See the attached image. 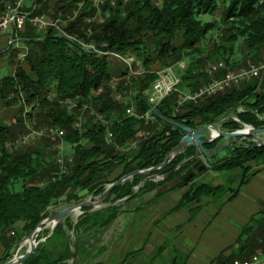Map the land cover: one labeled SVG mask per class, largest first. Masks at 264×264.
<instances>
[{
    "label": "trees",
    "instance_id": "1",
    "mask_svg": "<svg viewBox=\"0 0 264 264\" xmlns=\"http://www.w3.org/2000/svg\"><path fill=\"white\" fill-rule=\"evenodd\" d=\"M13 1L0 0V15L5 12L6 4ZM31 5L37 6L38 13L55 19L73 16L78 9L79 12L62 26L64 33L72 38L56 29L39 33L26 23L13 38L24 46L25 57L19 59L18 43L0 52V58L7 56L8 64L14 67L12 74L0 77V103L16 108L17 112L12 124L0 119V264L12 258L15 249L50 215L51 207L82 203L88 195H101L108 184L129 173L160 166L185 135L175 124L189 128L206 126L234 113L240 122H225L223 126L228 131L241 129L242 124L263 127L264 120L257 114L264 117V85L262 92L257 93V86L248 84L204 99L200 105L187 104L177 114H174L177 93H173L157 109L155 118L160 126L152 129L150 136L141 135L151 125L146 127L144 121L128 116V106L114 100L108 56L97 51L134 55L141 60L146 71L136 76L128 87L118 83L117 90L125 95L130 87L134 88L136 94L132 100L145 112L148 109L145 91L157 79L156 72L148 69L155 63L165 69L171 63L187 60L180 89L196 90L225 73L220 70L213 77L207 76L204 64L212 56L210 53L219 56V62H224L230 70L239 45L247 50L244 59L256 61L264 51V0H115L114 6L109 0L101 5L97 0H33ZM216 11L220 12L218 20L205 19ZM91 18L94 20L89 22ZM3 36L0 35V42ZM5 41L9 43V39ZM101 88L103 92L96 94ZM77 96L78 106L68 111L63 102ZM92 110L103 114L108 124L95 122ZM84 114L88 116L86 121ZM78 121L82 122L81 128H75ZM29 124L34 128L56 126L66 131L64 143L71 145L73 162L65 173L56 163L55 145L51 142L8 150L12 140L29 131ZM108 131L114 134L118 146L139 136L138 148L125 152L117 150L115 145L107 146L104 138ZM194 154L195 148L188 146L160 173L168 174ZM263 156L264 146H235L229 156L216 160L212 167L217 171L240 170L246 174L249 170L246 164ZM118 170L119 176L112 179ZM177 174L176 171L163 183ZM143 178L137 175L114 187L106 199L110 206L81 215L75 225L68 216L54 230H42L38 239L45 240L39 242L23 264H80L91 253L87 237L91 233L102 234L120 215L121 204L114 202L124 198L128 202L156 188L154 183L145 182L135 193L134 188ZM245 183L243 180L241 185ZM215 189L220 188L202 184L183 199L211 194ZM160 194L157 192L155 197ZM140 209L141 206L134 211ZM262 219L264 231V216ZM244 252L246 248L238 255ZM74 254L75 260L71 262ZM233 259L231 256L223 264Z\"/></svg>",
    "mask_w": 264,
    "mask_h": 264
},
{
    "label": "crops",
    "instance_id": "2",
    "mask_svg": "<svg viewBox=\"0 0 264 264\" xmlns=\"http://www.w3.org/2000/svg\"><path fill=\"white\" fill-rule=\"evenodd\" d=\"M245 181L234 190L216 189L190 200L183 199L192 191L188 184L161 192L155 203L141 206L147 219L128 223L132 234L124 238L127 249L118 264H223L261 250L264 165Z\"/></svg>",
    "mask_w": 264,
    "mask_h": 264
},
{
    "label": "rangeland",
    "instance_id": "3",
    "mask_svg": "<svg viewBox=\"0 0 264 264\" xmlns=\"http://www.w3.org/2000/svg\"><path fill=\"white\" fill-rule=\"evenodd\" d=\"M31 0H26L25 3H29ZM220 16V12L216 11V13L213 16H206L205 19L209 20V21H216L219 19ZM216 33V32H214ZM4 38L1 39L0 42V52L2 51L4 53L5 48L8 46H13L16 43H18L16 45V48L19 49V53H22V50H24V46H22L19 41H15L11 44H7V35L3 36ZM148 46L151 47V41L148 40ZM208 49L211 52L212 49V45L208 46ZM1 52V54H2ZM212 56L210 57L209 60H207L204 64V71L207 74L208 77H213V75L215 74L212 71V68L214 66V64L219 62L220 57L216 56L213 53H210ZM247 54V50L244 49V47L242 46H237L236 47V54L233 56L232 60L235 61V63H233L230 67L231 70H239L241 68H248L249 66H258L261 62H264V51L261 52L259 58H257V60L254 62L253 60H250L249 58H245L244 56ZM108 56V61L110 64V68H111V72L113 74V82H116L117 84L120 82H123L125 87H128L132 82L133 79L136 78V76L143 74L146 69L145 67L142 65L141 60H137V58L133 55V58L135 59V62L133 64V70L135 73H137L138 75H131L130 72L127 73L126 75L123 74V72L128 71L125 67V65L123 63L120 62V60H118L115 57ZM204 57H207V54L203 55ZM9 59L7 56L0 58V77H3L7 74H12L13 72V65H9L8 64ZM169 67H172L173 70L175 71V73L177 75H179L181 77L182 73L186 70L187 68V60H182L180 62H176V63H171L170 65H168ZM151 72H159L164 70V68H162L160 66L159 63H155L153 65H151L149 67V69ZM204 80V79H202ZM248 84H254L257 86L256 92L257 93H261L262 92V87L264 85V69H261L260 75L258 78H250L249 80H246L242 83H240L237 87L239 88H243L245 86H247ZM186 86V85H185ZM148 90L145 91L146 92ZM180 91L182 92H189V91H193V90H187V88L183 87L182 89H180ZM124 93H126L125 95H127V101H131L133 103L134 100H132L135 96V92H134V88L130 87L129 90L125 91ZM180 96L179 93H177V99L176 101L178 102ZM176 102V103H177ZM136 104V103H135ZM178 104V103H177ZM176 104V106H177ZM187 104H194V105H200V102L198 103H189V102H184L182 105H180V111L179 112H183V107ZM18 109V108H17ZM27 111H29V108L26 109ZM239 112L242 111V109L238 110ZM16 108H12V107H7L4 106L2 103H0V119L6 123V124H12L13 122H15V114H16ZM264 120V117L261 116ZM88 118L87 115L84 114L83 116V120L86 121ZM237 118L236 115L234 113L229 114V115H225L223 118L219 119L217 122H215L214 124H210V125H214L216 128H218L219 130L223 131V132H235L238 130H246L245 129V125L248 128H255L252 125H248V124H242V128L238 129V130H234V131H228L224 128L223 124L225 122H228L230 120L235 121L234 119ZM223 119V120H222ZM238 119V118H237ZM260 119V118H259ZM239 120V119H238ZM261 120V119H260ZM237 122V121H235ZM240 121H238L239 123ZM33 125V124H30ZM146 127L151 125L150 127L146 128L145 130H142L140 133L142 135H146L150 136L151 134L149 132H151L152 129L156 128L157 126L159 127L160 124L159 122L156 120V118H154L153 122L150 121L149 124H145ZM209 126V125H207ZM251 126V127H250ZM264 128V125L263 127ZM139 132V131H138ZM205 134H209V132H204ZM250 137V136H249ZM263 142H264V134H261L258 136ZM222 139V138H218L217 140ZM225 139H223L222 141H224ZM233 140V139H232ZM48 140H37L34 141L32 143H30L29 145L25 146H31L32 144H38L41 142H47ZM50 142V141H48ZM53 144V143H52ZM66 144V143H65ZM259 146V145H258ZM121 148L123 146H120ZM17 149H20V147H17ZM15 149V150H17ZM233 147H228V148H224L223 150H221L220 154L218 155V157L216 158V160H220L222 158H225L227 156H229L232 152ZM14 151V150H13ZM66 152H68V154H71V145H65V154ZM128 152V151H125ZM203 165L208 166V171L206 173H204L201 176H197L195 178V180L191 183L188 184L187 186L190 188V190H193L195 188H197L198 186L205 184L211 188H216L219 187L220 189H236L238 186L241 185V182L243 180H245V178L247 177V175L251 174L253 171H256L258 169L259 166H263L264 165V156L256 161H252L248 164H246V166L249 167L248 172L245 174L240 170H229V171H217L215 169H213V165L211 164H206L204 157L202 156V154H199V158H198ZM162 169L158 170L157 172H155L154 174H150L147 176H144L143 179H145V181L143 182V184L145 182H150V183H154L156 185V188L153 189L150 192H146L143 194L138 195L136 198L132 199L131 201L128 202H121L119 204H121V207L119 208L120 211V215L116 218V220L108 227L106 228L102 234H93L91 233L90 236L87 237V242H88V250L91 251L90 255L86 258H84L80 264H118L119 259L124 255L125 251H126V243H125V237L130 236L131 233V226H128V223L131 222L132 219H134L136 222H141L142 219H147L149 217V214L146 213H142V211L138 210L135 211V208L142 206L143 204H145L144 206H147L149 204H153L155 203L159 198V196H156L157 192H164L167 191L170 188L176 187L178 184L180 183L178 180H174L173 178L170 179L169 181L163 183V181L166 179L164 178L165 174L160 173ZM119 176V170L116 171L113 175H112V179L116 178ZM132 179V178H131ZM128 179V180H131ZM142 179V180H143ZM141 180V181H142ZM140 181V182H141ZM191 182V181H190ZM112 184V183H111ZM141 184V186L143 185ZM110 184L107 185V187ZM140 183L134 188V192L136 193L139 189H140ZM106 187V188H107ZM219 189V190H220ZM106 190V189H105ZM216 190V189H215ZM154 191V192H153ZM218 190H216L215 192H217ZM99 196V195H98ZM98 196H91L88 195L84 201L87 200H94L96 197ZM155 198V199H154ZM190 200V199H188ZM83 201V202H84ZM150 202V203H149ZM110 203H106V200L103 204V206L101 207V209H104L109 205ZM117 205V204H116ZM73 206V205H72ZM70 206H67L65 204H60V205H56L54 207H51L49 209L50 215L53 213H56L60 210H63L65 208H68ZM101 209H97V210H93L90 212H96L99 211ZM89 210V208H88ZM84 209L80 210V212H83ZM80 212H75L72 213L71 215H69V217L71 218V220L73 222H75L79 217L78 214ZM83 215V214H82ZM129 228V229H128ZM45 229H49L50 231H52L51 226H47ZM93 234V235H92ZM42 235V231L37 233L35 238L37 243L39 244L40 241H44L45 239H38V237H40ZM118 238V239H117ZM29 249V243L27 242V238L19 245L18 248L15 249L14 254L12 256V259H14L15 257H20L22 255H24L26 253V251ZM261 254L259 256L260 258V264H264V246L263 248H261V250H258L256 252H254V254L252 255H248L249 259L250 257H252L255 254ZM238 258H235L233 260H236ZM9 260V261H10ZM240 260H244V259H240ZM232 261V260H231ZM7 263V262H6ZM230 264V263H229Z\"/></svg>",
    "mask_w": 264,
    "mask_h": 264
},
{
    "label": "built area",
    "instance_id": "4",
    "mask_svg": "<svg viewBox=\"0 0 264 264\" xmlns=\"http://www.w3.org/2000/svg\"><path fill=\"white\" fill-rule=\"evenodd\" d=\"M25 1L26 0H15L13 2H8L6 4L5 12L0 15V35H7L9 39V44L17 41L14 40V35L17 30L22 29L26 23H29L32 27H34L39 33H46L50 29H56L60 31L62 34L64 30L62 26L67 22L73 20L78 12L75 10L73 16H67L65 19L63 18H51L46 14H40L37 12V6L31 5L30 10L25 9ZM108 0H97V4L101 5ZM112 6L115 5V0H109ZM93 21L94 18L88 19V21ZM68 36V35H66ZM69 38H72L68 36ZM83 46L87 49H94L92 46ZM95 50V49H94ZM97 51V50H96ZM102 55H109L117 58L123 63L130 72L131 75H138L133 70V64L135 59L132 56H123L113 51L102 52L97 51ZM25 57V53L22 52L19 54V59ZM261 69H264V62H261L258 66H249L248 68H241L239 70H230L225 66L224 62H218L214 64L212 71L218 72L220 70H224L225 73L221 77H216L203 86L197 88L196 90L189 92L180 91L181 85V77L175 73L172 67H167L162 71L157 72V79L150 86L148 91L146 92V104L148 109L145 112H141L137 104L127 101L125 95L122 92L117 90V83L112 82L111 88L113 90V98L115 101L119 103L126 104L127 110L126 113L128 116H134L139 120L144 121L145 124H149L150 121L153 122L155 115L157 113L158 107L161 103L173 93H179L180 100H178V104L174 109V114L179 113L180 105L184 102L198 103L204 99L211 98L217 94H223L230 90L233 87H237L240 83L249 80L250 78H258L261 72ZM103 92V89H99L96 94H100ZM79 96L75 99H66L63 104L65 105L68 111H72L78 106ZM87 107H84L86 110ZM91 115L94 116L95 122H99L103 125H107L108 121L105 116L101 113H98L92 110ZM257 116L263 120V118L257 114ZM223 120V119H222ZM235 121H239L237 118ZM82 122L78 121L75 123V128H81ZM251 127V126H250ZM28 132L20 135L18 138L12 140L7 148L10 151L12 147H25L30 143L37 140H48L55 145V160L58 166L61 169L62 173H65L68 170V164L73 162V157L71 154H65V143L64 137L66 135V131L63 128L51 126L46 128H34L32 125H28ZM142 135V134H141ZM104 142L107 146L115 145L114 142V134L111 131H108L107 135L104 138ZM140 142V137H136L131 142L126 143L122 148L118 145L116 146L117 150L122 151H130L136 150L138 148V144ZM13 235V233H11ZM261 254H255L249 259H236L233 260L230 264H260V256Z\"/></svg>",
    "mask_w": 264,
    "mask_h": 264
},
{
    "label": "water",
    "instance_id": "5",
    "mask_svg": "<svg viewBox=\"0 0 264 264\" xmlns=\"http://www.w3.org/2000/svg\"><path fill=\"white\" fill-rule=\"evenodd\" d=\"M245 129L246 130H238L235 132H223L221 130H219L218 128H216L214 125H209L204 127L203 129L195 132L187 127L182 126L181 130L186 134L181 141L178 143L177 146H175L167 155H166V160L165 162H163L160 166H155V167H151L149 169H145V170H138V171H134L132 173H129L125 176H123L120 180H118L117 182H114L112 184H110L106 190L99 195L98 197H96L93 201L92 200H87L84 201L82 203L70 206L68 208H65L63 210H60L56 213H53L51 215H49L45 220H43L40 224H38V226L29 234V236L27 237V242L29 243V249L26 251V253L20 257H15L14 259L8 261L5 264H23L35 251L38 243L36 241V234L41 232L44 228H46L47 226H51L52 230H54V228L57 226V224L62 221L63 219H65L66 217H68L69 215H71L72 213L75 212H80V210L84 209V208H89V210L87 211H83L80 212L78 214V217L81 216L82 214H85L87 212L93 211V210H97V209H101V207L103 206L105 200L108 198V196L110 195L112 189L114 187H117L119 185H121L122 183H124L125 181H127L128 179L133 178L134 176L140 175V176H147L150 174H154L155 172H157L158 170L168 166L169 164H171L175 158L181 154L188 146L192 145L194 146L197 151H201L202 153H206V151L204 150V144L206 142L211 143L214 142L215 140H217L218 138H222V139H238V138H245V137H253L255 140V143L259 146H264V142L258 137L261 134H264V128H248L245 125ZM209 132V134H205L204 132ZM216 131L218 135H214L213 132ZM247 131V132H245ZM229 145V143H228ZM227 146V145H226ZM225 146V147H226ZM183 163V162H182ZM181 165V164H180ZM206 169L205 165H200L197 170L191 174L189 176V178H192L195 175H198L200 173H203ZM176 171V169L172 170L171 172H169L168 174H166L164 176V178L169 177L170 175H172L174 172ZM145 181V179H143L140 182V186L141 184H143V182ZM128 198H124L121 200H118L116 202H114V204H119L121 202L126 201ZM111 205V204H109ZM78 219L74 222V225L77 223ZM75 260V254L72 257V261L73 262Z\"/></svg>",
    "mask_w": 264,
    "mask_h": 264
},
{
    "label": "flooded vegetation",
    "instance_id": "6",
    "mask_svg": "<svg viewBox=\"0 0 264 264\" xmlns=\"http://www.w3.org/2000/svg\"><path fill=\"white\" fill-rule=\"evenodd\" d=\"M175 125L180 127V128L182 127V125H177V124H175ZM206 126H196L194 128L193 127L192 128L187 127V128L197 132ZM222 140L223 139L215 140L214 142H211V143L206 142L204 144V150L206 151L205 154L202 153L201 151H197V149L193 146L195 148V154L193 156H191L190 158L185 159L183 163H180L181 165L179 164L175 168L176 171L178 172V174L174 175L173 179L178 180L180 183L181 182H189L190 180L192 181L193 179H195L197 176H201L204 173H206L208 166H206V169L203 173H200L198 175L193 176L192 178H189V176L191 174H193L200 165H202V162L198 159L199 154H202L207 165L208 164L212 165L216 161V158L220 154L221 150H223L224 148H228V147L230 148V147H235V146L241 147V148H249V147L257 146L254 138L249 137V136L245 137V138H238V139H233V140H230V139H225L224 141H222ZM228 143H229V145H228ZM190 146H192V145H190Z\"/></svg>",
    "mask_w": 264,
    "mask_h": 264
},
{
    "label": "bare ground",
    "instance_id": "7",
    "mask_svg": "<svg viewBox=\"0 0 264 264\" xmlns=\"http://www.w3.org/2000/svg\"><path fill=\"white\" fill-rule=\"evenodd\" d=\"M245 132H247V131H245ZM213 134H214L215 136L218 135L216 131H214ZM15 149H17V147H12V148H10V151H13V150H15Z\"/></svg>",
    "mask_w": 264,
    "mask_h": 264
}]
</instances>
